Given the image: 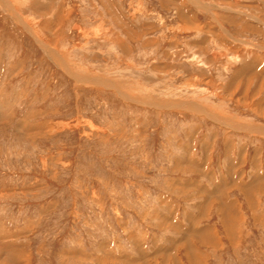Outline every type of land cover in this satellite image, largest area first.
I'll return each mask as SVG.
<instances>
[{"label":"rangeland","instance_id":"rangeland-1","mask_svg":"<svg viewBox=\"0 0 264 264\" xmlns=\"http://www.w3.org/2000/svg\"><path fill=\"white\" fill-rule=\"evenodd\" d=\"M256 57L264 0H1L0 264H264Z\"/></svg>","mask_w":264,"mask_h":264},{"label":"crops","instance_id":"crops-1","mask_svg":"<svg viewBox=\"0 0 264 264\" xmlns=\"http://www.w3.org/2000/svg\"><path fill=\"white\" fill-rule=\"evenodd\" d=\"M257 58V60L256 59H254L253 61V63H254V65H255V67L257 68V69H261V68H263L264 67V59L263 58H260V57H256ZM258 63V64H257ZM257 65V66H256Z\"/></svg>","mask_w":264,"mask_h":264},{"label":"bare ground","instance_id":"bare-ground-1","mask_svg":"<svg viewBox=\"0 0 264 264\" xmlns=\"http://www.w3.org/2000/svg\"><path fill=\"white\" fill-rule=\"evenodd\" d=\"M1 1V0H0ZM2 1H4V0H2ZM8 6V5H7ZM12 11V10H11ZM14 15H16V14H14ZM16 17V16H15Z\"/></svg>","mask_w":264,"mask_h":264}]
</instances>
